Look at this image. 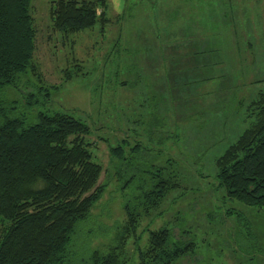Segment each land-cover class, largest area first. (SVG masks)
Listing matches in <instances>:
<instances>
[{"label":"rangeland","instance_id":"obj_1","mask_svg":"<svg viewBox=\"0 0 264 264\" xmlns=\"http://www.w3.org/2000/svg\"><path fill=\"white\" fill-rule=\"evenodd\" d=\"M52 1L31 3L34 63L50 94L44 90L39 102L26 103L38 87L30 72L18 85L0 87V99L15 104L12 115L24 114L28 123L39 111L58 110L92 126L88 140L106 190L78 226L74 255L112 240L126 203L135 204L148 181V165L157 164L179 170L180 186L144 216L140 239L128 241L125 264H139L138 246L161 227L172 230V241L194 242L177 264H264V207L226 196L216 168V159L250 126L249 105L264 92V0H159L164 36L156 51L148 45L151 0H110L109 21L73 35L74 43L54 29ZM175 49L187 75H164L171 59L148 75L149 63ZM75 58L82 72L68 79L66 68L78 69ZM119 145L124 155L117 157L111 146Z\"/></svg>","mask_w":264,"mask_h":264},{"label":"trees","instance_id":"obj_2","mask_svg":"<svg viewBox=\"0 0 264 264\" xmlns=\"http://www.w3.org/2000/svg\"><path fill=\"white\" fill-rule=\"evenodd\" d=\"M158 1L151 0V9H158V15L153 11L154 23L148 22V45L155 51L156 46L161 48L164 36L158 24ZM31 3L0 0V87L18 85L30 72L37 74L38 87L28 93L29 106L40 101L37 94L44 90L50 94L34 63L37 30ZM109 8L110 0H53L50 15L54 29L74 43L73 35L92 30L99 21L107 23ZM177 50L168 51V56L164 52L161 60L149 63L148 75L159 73L160 66L165 69L167 59H171L172 67L165 69L164 75H187L189 68L181 73L177 61L183 53ZM74 61L78 69L67 67L68 79L82 72L83 64L78 58ZM14 108L15 104L0 99V264H125L128 241L132 236L140 239L138 229L144 216L179 188V170L172 165L149 164L148 181L139 186L135 204L126 203V217L115 227L112 240L78 257L71 246L74 235L106 190L100 183L103 166L96 161L88 140L92 126L58 110L39 111L36 121L28 123L24 114L12 115ZM249 108L254 117L250 126L216 159L217 179L229 198L263 208L264 92ZM137 147L132 149L136 151ZM111 152L117 157L124 155L121 145L111 146ZM78 236L79 232L76 239ZM193 248V241H172V230L161 227L149 232L137 254L139 264H177Z\"/></svg>","mask_w":264,"mask_h":264}]
</instances>
